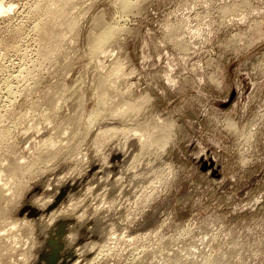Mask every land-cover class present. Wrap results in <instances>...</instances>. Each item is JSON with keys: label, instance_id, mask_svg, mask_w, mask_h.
I'll return each mask as SVG.
<instances>
[{"label": "rangeland", "instance_id": "rangeland-1", "mask_svg": "<svg viewBox=\"0 0 264 264\" xmlns=\"http://www.w3.org/2000/svg\"><path fill=\"white\" fill-rule=\"evenodd\" d=\"M1 1L2 264H264V0Z\"/></svg>", "mask_w": 264, "mask_h": 264}, {"label": "bare ground", "instance_id": "bare-ground-1", "mask_svg": "<svg viewBox=\"0 0 264 264\" xmlns=\"http://www.w3.org/2000/svg\"><path fill=\"white\" fill-rule=\"evenodd\" d=\"M54 1V0H53ZM61 1L62 0H60V3H61ZM68 1V0H67ZM122 1V0H121ZM64 2H65V0H64ZM69 2H71V1H69ZM68 2V3H69ZM123 3V5H124V7L126 8V7H130V8H132L130 5H134V4H132V2L130 1V0H123L122 1ZM131 2V3H130ZM246 2V1H245ZM62 3H63V1H62ZM67 3V5H70V4H68ZM65 4H66V2H65ZM65 4H63L64 6H63V9H60V10H58V11H56L55 10V12H53V15L52 14H48V15H46V17H44V19H42L40 22H41V25H40V30L41 31H39V32H41V34H40V37H41V39H43L44 41L47 39L48 41H51V44H49V43H47V44H45V45H47V48H49L51 45L53 46V44L54 45H58L59 43L61 44V42H63L62 41V39H63V37H64V33L62 32V31H60L58 28H54L53 27V22H55V20H57L56 18H59V17H63L64 16V13H66V12H64L63 13V11H65V7L67 6H65ZM248 4V3H247ZM57 7V6H56ZM55 7V8H56ZM58 7H60V5H58ZM5 8L6 7H4V5H3V3H2V1L0 2V14H2V13H4L5 12ZM10 8V7H9ZM12 8V7H11ZM54 8V9H55ZM51 9V8H50ZM127 9H129V8H127ZM7 10V9H6ZM10 11V10H9ZM124 11H125V9H124ZM50 12H52V10L50 11ZM123 12V11H122ZM63 14V15H62ZM125 14V13H124ZM42 18V17H41ZM61 20V19H60ZM119 21V20H118ZM39 22V23H40ZM53 24V25H52ZM68 25V24H67ZM37 27V26H36ZM113 29H111V28H108L106 31L105 30H103V32L105 31V33H102L101 35H99V36H97V38L98 37H100L99 38V40H100V42H102V41H105L106 39L107 40H109V38H112V36H113V34H114V32L116 31V29L117 28H115V26L114 27H112ZM114 28H115V31H114ZM118 29H120V28H118ZM74 31V30H73ZM117 33V32H116ZM119 33V32H118ZM66 35H67V33H65ZM93 35V34H92ZM256 38V37H255ZM98 40V39H97ZM59 41H61V42H59ZM94 41V40H93ZM47 42V41H46ZM46 42H44V43H46ZM57 42H59V43H57ZM91 44V43H90ZM100 43H98V44H96V42H95V45H99ZM57 45L54 47H52V48H56L57 49ZM114 45V44H113ZM43 47V46H42ZM41 47V48H42ZM95 47H98V46H95ZM44 49H46V46L44 47ZM43 49V50H44ZM56 49H54L53 51H55ZM186 50V49H185ZM47 52H49V50H46ZM52 51V50H51ZM45 52V51H44ZM120 61V60H119ZM115 63V62H114ZM68 64V63H67ZM111 64V63H110ZM116 64V63H115ZM114 64V65H115ZM116 66V65H115ZM113 67V66H112ZM119 67V66H118ZM121 68V67H120ZM119 68V69H120ZM118 72L120 71L117 67L115 68ZM30 71H32V70H30ZM111 72V71H110ZM118 72L117 73H115L114 72V74L116 75V74H118ZM110 75V74H109ZM122 77V76H121ZM106 80V79H105ZM104 79L102 80V82H100V84H99V88H100V90H104V89H106V86L105 85H107L106 84V82L107 81H105ZM110 93H111V95H114V94H112L113 93V91H110ZM81 94V93H80ZM105 94V93H104ZM108 95V94H107ZM102 97H104L103 95H102ZM109 97V96H108ZM102 99H104V98H102ZM112 99V98H111ZM122 99V98H121ZM139 101V100H138ZM122 102V101H121ZM103 103V102H102ZM118 103V102H117ZM103 104H105V101H104V103ZM123 104V103H122ZM115 105V104H114ZM33 106V105H32ZM102 106V105H101ZM123 107V106H122ZM112 108H114V107H112ZM111 108V109H112ZM59 110V109H58ZM118 110H119V108H118ZM122 110V109H121ZM120 112V111H119ZM118 113V112H117ZM119 114V113H118ZM120 115V114H119ZM110 116V115H109ZM26 117V116H25ZM118 117V116H117ZM116 117V118H117ZM130 117V116H129ZM4 120V119H3ZM34 123V122H33ZM136 130H138L137 128H136ZM106 131V130H105ZM108 131H106V133H107ZM99 133V132H98ZM66 134V133H65ZM147 134V133H146ZM143 135V134H142ZM4 137V136H3ZM98 138V137H97ZM156 138V137H155ZM159 139V138H158ZM58 140V139H57ZM3 141V140H2ZM154 142V141H153ZM162 146V145H161ZM48 154V153H47ZM40 157H42V156H40ZM22 159V158H21ZM40 159V158H39ZM47 162V161H46ZM20 163L19 162H17V161H13L12 163H10V165H9V167H7V168H5L6 170H2V169H0L1 171H0V181L1 180H4V178H2V177H8V179L6 180V182L8 183V180L10 181V179L12 178L11 177V175H13V172L15 173V172H19L18 170L20 169H22L23 167H20L21 165H19ZM10 168V169H9ZM26 169V168H25ZM28 169V168H27ZM27 169L25 170V171H27ZM4 171H6L7 173H4ZM21 172H23V170H21ZM31 172V171H30ZM4 173V174H3ZM20 173V172H19ZM16 175V174H15ZM14 175V176H15ZM21 176V175H20ZM23 176V175H22ZM11 177V178H10ZM17 177V176H16ZM14 178V177H13ZM22 180V179H21ZM23 180H25V179H23ZM6 182L4 183V187H1L0 188V223H2V221H4V219H6L7 217L5 216L6 214L2 211L3 209H2V207L3 206H1V204H2V199L3 200H7V198H5L4 196L5 195H7V194H4V189H2V188H7L6 187ZM14 182V181H13ZM19 183V182H18ZM17 183V184H18ZM9 184V183H8ZM7 184V185H8ZM12 185V184H11ZM10 185V186H11ZM16 185V184H15ZM13 186V185H12ZM7 190H9L8 188H7ZM11 190V189H10ZM9 192V191H8ZM6 193V192H5ZM7 197V196H6ZM5 198V199H4ZM13 223V222H12ZM12 225V224H11ZM28 225V224H27ZM15 226V225H14ZM4 229V228H3ZM0 231H1V229H0ZM4 232V231H3ZM5 234V233H4ZM7 234V233H6ZM9 234V233H8ZM0 235H1V233H0ZM5 236V235H4ZM15 237V236H14ZM1 238H3V236H1ZM5 239V238H4ZM8 239V238H7ZM6 239V240H7ZM1 240V239H0ZM9 240V239H8ZM5 242V241H4ZM4 242H2V241H0V243H4ZM7 242V241H6ZM6 242H5V245H7L6 244ZM18 243V242H17ZM2 245V244H1ZM19 246V245H18ZM2 248H4L2 251H1V249ZM6 248V249H5ZM5 250V251H4ZM8 249H7V247H5V246H0V264H2V262H4L6 259H5V257L3 256V255H7V253H9L10 252V250H9V252L7 251ZM14 250V249H13ZM4 251V252H3ZM12 254H10V256H11ZM4 258V260H2V257ZM6 258H8V256H6ZM10 258V257H9ZM8 258V259H9ZM12 258V257H11ZM98 260V259H97ZM12 261V260H11ZM12 264V263H11ZM14 264V263H13ZM19 264V263H18Z\"/></svg>", "mask_w": 264, "mask_h": 264}]
</instances>
